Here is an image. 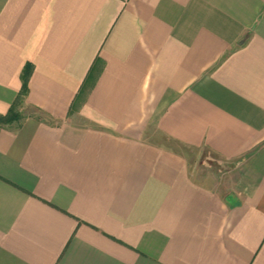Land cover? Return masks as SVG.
I'll use <instances>...</instances> for the list:
<instances>
[{
    "label": "crops",
    "instance_id": "obj_1",
    "mask_svg": "<svg viewBox=\"0 0 264 264\" xmlns=\"http://www.w3.org/2000/svg\"><path fill=\"white\" fill-rule=\"evenodd\" d=\"M27 64L0 264H264V0H0Z\"/></svg>",
    "mask_w": 264,
    "mask_h": 264
},
{
    "label": "trees",
    "instance_id": "obj_2",
    "mask_svg": "<svg viewBox=\"0 0 264 264\" xmlns=\"http://www.w3.org/2000/svg\"><path fill=\"white\" fill-rule=\"evenodd\" d=\"M30 71H31L30 65L29 64L25 65V67L22 71V75H21L22 86H21V90L19 92V95H18L17 99L14 101V103L10 106L7 113L4 115L0 114V124H8V123H11L13 121H17L21 118V114L18 112L16 107L21 103L23 96L27 92V80H28V76H29Z\"/></svg>",
    "mask_w": 264,
    "mask_h": 264
},
{
    "label": "rangeland",
    "instance_id": "obj_3",
    "mask_svg": "<svg viewBox=\"0 0 264 264\" xmlns=\"http://www.w3.org/2000/svg\"><path fill=\"white\" fill-rule=\"evenodd\" d=\"M216 169V168H215Z\"/></svg>",
    "mask_w": 264,
    "mask_h": 264
}]
</instances>
